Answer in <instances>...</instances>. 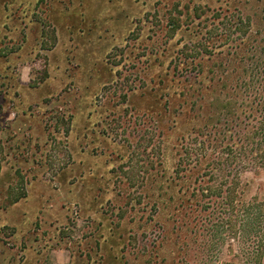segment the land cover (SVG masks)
Wrapping results in <instances>:
<instances>
[{"label":"rangeland","instance_id":"obj_1","mask_svg":"<svg viewBox=\"0 0 264 264\" xmlns=\"http://www.w3.org/2000/svg\"><path fill=\"white\" fill-rule=\"evenodd\" d=\"M229 1L0 0V264L198 258L182 66ZM240 182L264 197V168Z\"/></svg>","mask_w":264,"mask_h":264},{"label":"trees","instance_id":"obj_2","mask_svg":"<svg viewBox=\"0 0 264 264\" xmlns=\"http://www.w3.org/2000/svg\"><path fill=\"white\" fill-rule=\"evenodd\" d=\"M233 4L215 10L216 38L202 41L199 57L182 66L186 114L202 127L188 138L181 164L193 186L179 180L177 193L199 196L194 203L203 214L198 258L184 264H264V197H244L240 182L243 172L264 168V0Z\"/></svg>","mask_w":264,"mask_h":264}]
</instances>
